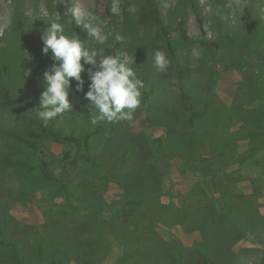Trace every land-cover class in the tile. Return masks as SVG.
<instances>
[{
  "label": "rangeland",
  "instance_id": "obj_1",
  "mask_svg": "<svg viewBox=\"0 0 264 264\" xmlns=\"http://www.w3.org/2000/svg\"><path fill=\"white\" fill-rule=\"evenodd\" d=\"M188 1L80 0L102 21L99 42L66 15L76 0H0L3 84L33 102L6 106L0 94V264H198L201 252L217 264H264V0H193L202 29ZM53 20L105 55L124 37L119 56L145 85L132 122L92 123L86 72L82 92L73 81L69 115L47 126L37 118L52 54L25 79L21 63ZM156 50L171 61L165 73L153 67ZM97 127L95 168L78 159L83 148L44 137L65 191L13 138L46 128L82 140Z\"/></svg>",
  "mask_w": 264,
  "mask_h": 264
},
{
  "label": "clouds",
  "instance_id": "obj_2",
  "mask_svg": "<svg viewBox=\"0 0 264 264\" xmlns=\"http://www.w3.org/2000/svg\"><path fill=\"white\" fill-rule=\"evenodd\" d=\"M66 15L88 37L99 42L107 39L102 35L100 18L89 12L80 0L67 8ZM115 39L123 41L124 37L117 34ZM41 40L42 52L47 55L50 51L54 61L43 73V91L39 97V106L35 108L37 118L45 126L73 111L69 100L72 84L75 81V90L82 92L85 84L82 73L85 72L90 81L85 99L90 102L88 107L92 112L97 113L92 119L93 124L98 121L117 123L134 120L137 109L141 107L142 89L145 87L137 75L138 69L133 66L134 60L130 65L127 59L119 55H105L103 49L87 47L77 35L66 34L65 24L60 20L47 24ZM170 63L166 52H154L153 67L157 72H167ZM27 65L23 69L24 79L32 71Z\"/></svg>",
  "mask_w": 264,
  "mask_h": 264
},
{
  "label": "trees",
  "instance_id": "obj_3",
  "mask_svg": "<svg viewBox=\"0 0 264 264\" xmlns=\"http://www.w3.org/2000/svg\"><path fill=\"white\" fill-rule=\"evenodd\" d=\"M189 7L192 10V12L196 15L197 22L201 26L202 29V18L199 11L198 5L193 1H188ZM169 46V52L172 56H174V49L172 48V45L170 43V40L168 36H166ZM119 44L117 41H115L108 50V55H119L118 52ZM43 55L42 49L35 50L31 52L29 58L25 59L21 63V68L24 69V67L27 65L28 68H31V74H40L43 68ZM144 82V81H143ZM153 90L148 89L144 91V103H149L150 96L152 95ZM0 94L1 98L3 100L2 105L6 106H13V105H20V104H29L32 105L33 102L31 100H28L24 97H13L11 96L9 90L6 86L3 84V78L0 72ZM183 98L189 103L191 102V98L189 95L183 94ZM189 110L192 112L193 106L191 103H189ZM192 116H195V114L192 112ZM101 131L100 127H97L93 132L87 133L82 140L75 138L73 136H62L60 133L46 128H41L40 133H30L28 136H21L16 133L13 134V138L21 142L26 149L32 151L40 162V168H41V174L44 180L47 182H50L54 185H57L60 187L62 191H65V185L63 182V178L61 176H55L51 173L49 168V161L51 160V157L46 153L45 148L42 145L43 139L45 136H49L54 141H65L68 143H71L75 145L78 148H83L85 150L84 154H81L78 156V159L84 163L90 164L93 168L96 167V160L95 157L89 153L90 148V141L94 136H96ZM65 159H70V157L66 154ZM78 163L77 160L70 161V166L74 167ZM198 264H217L214 260L207 258V256L204 253L198 254Z\"/></svg>",
  "mask_w": 264,
  "mask_h": 264
}]
</instances>
